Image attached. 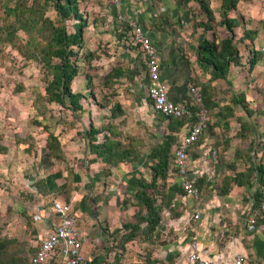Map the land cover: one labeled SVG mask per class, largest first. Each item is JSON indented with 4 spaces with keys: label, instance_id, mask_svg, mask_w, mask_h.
<instances>
[{
    "label": "crops",
    "instance_id": "crops-1",
    "mask_svg": "<svg viewBox=\"0 0 264 264\" xmlns=\"http://www.w3.org/2000/svg\"><path fill=\"white\" fill-rule=\"evenodd\" d=\"M121 1L116 9L96 2V18H101L106 32L103 39L109 41L106 50L120 52L122 57L120 65L112 67L106 79L118 81L112 87L122 88L121 95L116 96L121 107L118 119L130 120L135 125L136 141L130 148L134 152L140 150L137 144L142 133L139 128L137 134L138 122L146 123L153 144L146 146L148 161L145 156H135L115 167L106 166L100 158L89 164L86 178L93 183V193L98 189L100 201L98 214L89 215L90 221L85 219L86 215L77 214L86 263L108 264L114 252L110 251L107 234L135 223L138 210L135 195L141 183L150 181V168L156 162L151 156L152 148L169 135L173 137L172 154L177 141L193 123L190 120L179 125L178 121L158 117L153 112L147 98L148 80L142 56L137 47H128L125 42L129 35L127 23L133 21L142 27L157 51L160 82L167 88L168 99L181 102L187 96V85L197 83L205 93L210 120L207 130L188 152L186 178L196 186L198 196H187L177 171L168 169L167 177L158 185L163 205L157 235L150 241H139L149 246L150 256L133 258L128 250L133 240L125 244L121 260L124 257L125 264H192L188 257L190 243L195 241L200 256L213 263H229L236 254H243L247 264H264V217L259 214L264 193V35L258 33L252 42L260 58L251 71L241 60L239 66H230L226 81L212 79L209 69L197 65L192 51L203 30L202 27L195 30V21L203 20L194 15L198 12L197 3L167 0L156 12L155 0ZM215 4L218 8L220 0ZM210 6L213 8V2ZM99 21L95 19L88 26ZM136 61L144 69L141 76L134 72L138 68ZM92 124L95 127L94 121ZM116 129L126 137L127 129L121 124ZM156 137H161L160 141ZM104 167L109 169L106 177L100 175ZM122 201L130 202V207L123 209ZM196 213L199 218L194 220ZM251 219L255 221L254 231L246 229ZM45 222L49 227L48 218Z\"/></svg>",
    "mask_w": 264,
    "mask_h": 264
},
{
    "label": "rangeland",
    "instance_id": "rangeland-1",
    "mask_svg": "<svg viewBox=\"0 0 264 264\" xmlns=\"http://www.w3.org/2000/svg\"><path fill=\"white\" fill-rule=\"evenodd\" d=\"M166 1L155 0V11L159 12ZM205 1L213 12V29L202 30L197 44L201 38L212 40L214 37L224 39L228 36L225 28L219 24V7L215 4L218 0ZM96 2H79V11L88 25L95 23V19L100 21L95 27L90 25L84 29L82 49L69 47L74 55L68 60L77 70L70 88L73 93L83 95L79 101L80 108H77L74 115L69 110L68 98L64 97L63 106L51 101L47 88L53 80L52 67L60 63V59L53 56L49 60L57 48L51 41L52 34L61 29L66 34H73L78 22L73 19L62 21L54 9L53 1L0 0V264L27 263L49 230L45 220L52 201L67 203L76 215H86L87 221H90L89 215L98 214L100 195L98 189L93 193L92 185L86 178V174L90 173L89 164L96 159L95 155L89 153L90 142L85 135L89 131L88 118L91 123L94 121L97 128L112 123L109 126L115 129L116 125L121 124L127 129L126 137L115 129L114 141L122 143L130 151V144L136 141L133 122L127 119L122 121L118 119L119 116L112 122L110 120V109L118 102L116 96L121 95L122 88L112 87L119 82L107 80L106 77L112 67L120 65L122 57L120 52L108 53L106 50L109 41L103 39L106 32L101 18H96ZM212 2L213 8L210 6ZM197 10L194 15L203 19L195 21L198 25L204 23L206 17L199 6ZM229 17L238 21L233 28V43L242 63L248 67V53L250 48L253 49L250 38L255 40L258 33L264 35V0H238ZM246 33H250L248 37ZM125 42L126 46H131L128 40ZM136 64L138 68H135V74L143 75L141 64L137 61ZM88 78L95 100L86 88ZM113 110L117 111V108ZM156 115L159 117V114ZM146 126L145 122L137 123V134L139 128L142 133L137 144L140 150H132L131 154L145 156L148 161L146 146L150 147L153 142L148 138ZM102 135H97V142H102ZM156 139L160 141L161 137ZM168 162V169L176 171L172 154L168 155ZM147 178L150 179L149 176ZM47 182H54L57 191L47 194ZM129 203L122 201V208L126 209ZM160 203L157 198V204ZM83 208L89 214L83 212ZM37 211L43 217L41 222L32 219ZM140 239L138 233L135 242L128 247L135 259L151 254L149 246L141 245ZM112 240L115 243L119 238L117 236ZM110 251L114 252L113 247ZM112 256L111 253L108 264H113ZM121 257L117 264H125V258L121 260Z\"/></svg>",
    "mask_w": 264,
    "mask_h": 264
},
{
    "label": "trees",
    "instance_id": "trees-1",
    "mask_svg": "<svg viewBox=\"0 0 264 264\" xmlns=\"http://www.w3.org/2000/svg\"><path fill=\"white\" fill-rule=\"evenodd\" d=\"M54 2V9L57 15L62 21L66 19H73L78 22L77 29L73 34H66L64 29L60 31L55 30L52 34L51 41L57 48L54 50L53 55L49 56L60 59V63L52 67L54 70L53 80L47 88V94L51 101H55L60 105H64V97L66 96L69 100V110L75 115L77 108H80L79 101L83 99L81 93H73L70 88L71 81L77 76L76 68L69 62L68 58L74 55L73 51L69 49L70 46H77L82 49L81 39L83 37L84 29L88 26L82 12L79 11V2L82 0H47ZM184 2L193 1L197 3L200 11L205 15L206 19L204 23H200L197 26L202 27L204 31L212 30L211 22H213V12L209 7V3L205 0H182ZM238 0H220L219 13L220 20L219 24L227 31V37L224 39L207 40L201 38L195 47L196 62L202 69H209L212 79H221L226 81L230 66H239L241 63L240 54L235 47L233 28L237 25L238 21L235 18L229 17V13L233 11L237 6ZM250 33H246L245 36H249ZM256 33H254V36ZM253 42L254 39L250 38ZM250 59L248 60V71H251L260 58L257 52H254V48L249 50ZM117 75V74H116ZM194 84V83H193ZM199 87V85L195 84ZM86 88L90 90V94L95 100V95L92 93L91 80L87 79ZM200 91L202 94V103L206 110L209 112V105L206 104L205 93L201 87ZM149 100V99H148ZM150 102V101H149ZM109 103V102H108ZM151 104V103H150ZM241 104V103H240ZM118 103L114 104V108L117 111L110 109V120L112 121L115 117L121 113V107ZM242 109L247 112V108L241 105ZM120 108V110H119ZM192 117L190 119L175 120L178 121L179 125H183L184 122L193 121L195 118L196 109L192 108ZM163 117V116H160ZM108 123L107 127L95 128L93 124L89 123L88 133H85L89 138V153L95 155V158H100L102 163L106 166L115 167L117 164L130 161L135 155L131 154L133 151L129 150L128 147H124L122 143L114 141L116 137L115 129L110 127ZM91 134V135H90ZM103 134L102 142H97V135ZM172 136H164L161 142L157 143L151 150V156L156 162L150 168L151 179L149 182L141 183L140 190L136 193L135 199L137 202L138 210L134 215L135 223L127 224L122 229L117 230L111 234H107V241L111 243L110 248L114 250V261L116 264L119 262V258L123 255L125 250V244L133 241L135 236L139 233L141 239H149L157 235V229L160 223V216L162 211V203L157 204V198L162 199L160 183L158 181L164 180L167 177V171L169 167L168 155L172 146ZM109 169L103 168L100 175L108 176ZM78 178V177H77ZM93 185V183L91 184ZM57 191V185L54 182H47L46 193L50 194ZM261 202V201H260ZM50 204V203H49ZM260 205V204H259ZM88 213L86 208L82 210ZM89 214V213H88ZM95 213L91 214L94 215ZM96 216V214H95ZM106 231V230H104ZM119 238L118 242H113L112 239L115 237ZM115 241V240H114ZM86 264H99L97 261H92Z\"/></svg>",
    "mask_w": 264,
    "mask_h": 264
},
{
    "label": "built area",
    "instance_id": "built-area-1",
    "mask_svg": "<svg viewBox=\"0 0 264 264\" xmlns=\"http://www.w3.org/2000/svg\"><path fill=\"white\" fill-rule=\"evenodd\" d=\"M115 9L122 4L121 0H96ZM129 44L137 47L146 68L147 98L151 103L154 113L166 119H190L192 108L196 109L193 123L187 132L180 137L174 146L172 156L177 175L181 178V187L187 196L196 198L198 189L186 178L188 174V152L198 142L207 130L209 113L202 103L200 88L195 84L187 85V96L179 103L168 99L167 88L160 82V66L157 51L146 32L135 22H128ZM259 214L264 217V193L259 205ZM49 219V230L44 239L41 240L35 253L27 260L26 264H86L83 253L84 238L80 230V220L65 202L54 200L49 205L47 212ZM199 218L198 213L193 219ZM34 222H41L43 217L37 212L32 215ZM248 231L255 230V221L249 220L246 226ZM190 255L188 257L192 264H247L246 256L236 254L229 263H213L200 256L195 241L190 243Z\"/></svg>",
    "mask_w": 264,
    "mask_h": 264
}]
</instances>
